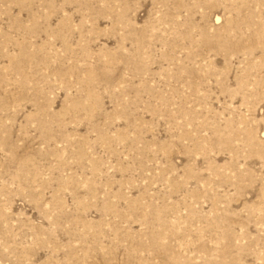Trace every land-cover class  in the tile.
<instances>
[{
	"label": "rangeland",
	"instance_id": "1",
	"mask_svg": "<svg viewBox=\"0 0 264 264\" xmlns=\"http://www.w3.org/2000/svg\"><path fill=\"white\" fill-rule=\"evenodd\" d=\"M0 264H264V0H0Z\"/></svg>",
	"mask_w": 264,
	"mask_h": 264
}]
</instances>
